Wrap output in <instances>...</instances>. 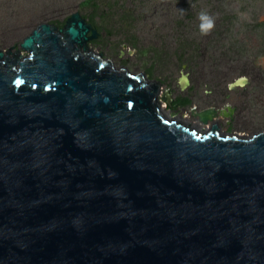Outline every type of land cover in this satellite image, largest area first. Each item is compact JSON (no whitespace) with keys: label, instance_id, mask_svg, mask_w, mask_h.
<instances>
[{"label":"water","instance_id":"1","mask_svg":"<svg viewBox=\"0 0 264 264\" xmlns=\"http://www.w3.org/2000/svg\"><path fill=\"white\" fill-rule=\"evenodd\" d=\"M98 38L74 14L0 51V264H264V132L163 115Z\"/></svg>","mask_w":264,"mask_h":264},{"label":"rangeland","instance_id":"2","mask_svg":"<svg viewBox=\"0 0 264 264\" xmlns=\"http://www.w3.org/2000/svg\"><path fill=\"white\" fill-rule=\"evenodd\" d=\"M87 1L0 0V51L19 49L22 41L40 25L62 29L74 14H80L87 22L95 16L99 38L89 45L91 51L102 56L115 70L129 72L132 76L146 75L149 81L160 83L164 93L173 94L174 99L190 98L194 104L215 90H225L237 79V72H228L231 62H222L221 55L227 50L224 46L228 47L237 38L254 53L262 51L259 49L264 51V43L263 48L260 46L264 28H258L264 24V0H100L99 10L83 6ZM220 9L238 14L233 40L213 33L216 23L225 17L218 14ZM126 10L131 11L128 20L124 19ZM201 12L214 21V28L207 35L200 31ZM185 42H195L197 48L189 46L191 76L188 77L189 87L182 91L181 80L187 74L178 64V50ZM235 65L238 72L244 67L240 66L243 62ZM258 65L264 74V58ZM227 75L230 77L223 81ZM259 85L260 88L255 87ZM247 89L246 94L258 98L251 103L248 116L261 115L257 120L260 125L253 129L246 121L242 122L244 126H231L227 133L241 130L244 132L241 135L250 138L264 132V81L253 82ZM164 98L162 94L163 115L197 124L188 109L174 112Z\"/></svg>","mask_w":264,"mask_h":264},{"label":"flooded vegetation","instance_id":"3","mask_svg":"<svg viewBox=\"0 0 264 264\" xmlns=\"http://www.w3.org/2000/svg\"><path fill=\"white\" fill-rule=\"evenodd\" d=\"M257 69H259L258 73L252 75L244 74L238 75L237 79L232 82L229 86L226 87L225 90L219 91L215 90L214 93H211L209 97L204 98L203 100H199L197 104H194L190 98H175L176 100H189L191 105L183 108L189 110V115L191 119L195 121V123L199 124V118L197 115L205 112L212 111L215 113L214 120L208 124V126H217L223 133L228 134L227 130L233 125L244 126L242 122H250L251 126L256 128L260 123L257 122L258 119H261L262 116L258 114L257 117L248 116L250 112L248 110L252 108L251 103L256 102L258 99L256 97H251L246 94L248 91V87L253 82H262L264 81V74L262 68L257 65ZM182 71L187 75L184 76L181 80L182 83H189L188 77H190L189 67L184 65L182 66ZM230 76L227 75V78H223V81H227ZM221 78V76H220ZM245 82V84L239 85L237 88L232 89V85L235 83ZM256 88H260L259 86H255ZM218 89V88H217ZM256 90V89H255ZM193 110H195V114H193ZM253 115V114H252ZM193 124V123H192ZM244 133L243 131H236L234 134L230 135H240L242 137H246V135H241ZM258 135V134H257Z\"/></svg>","mask_w":264,"mask_h":264},{"label":"trees","instance_id":"4","mask_svg":"<svg viewBox=\"0 0 264 264\" xmlns=\"http://www.w3.org/2000/svg\"><path fill=\"white\" fill-rule=\"evenodd\" d=\"M221 0H218L220 2ZM102 5V2L100 0H89L83 4V6H92L94 9L99 10L100 6ZM111 5V4H110ZM218 14L224 15V19H220L215 26V29L213 30V33L216 36H224L225 38H231L233 40L234 37V28L236 25V22L238 20V14L235 13H227L225 10H218ZM131 15V11L126 10L125 11V17L124 19H129L127 18L128 16ZM95 16H91L90 20L88 21L89 24L93 26L95 29ZM258 28H264V24L258 25ZM263 43H264V37L263 41L261 42L260 46L263 48ZM192 44V45H191ZM194 46L197 48V45L195 42H185L184 44L180 45L179 47V55H178V64L179 66H188L189 67V53L191 52L190 47ZM228 47L224 46L223 48L227 50L221 55L222 56V62H228L230 64L229 66V71L230 73H235L239 75H244V74H250L253 76V74L258 73L259 69L256 68L258 65V62L261 61V59L264 58V51L263 49L260 52L254 53L251 49L248 48L247 45L241 43L237 38L233 40V42L230 43V45H227ZM258 51V50H257ZM243 62L244 66L241 71L238 72L237 65L235 63H241ZM164 102L166 103V99H163ZM191 105V102L189 100H176V102H173V111H177L179 109H183L187 106Z\"/></svg>","mask_w":264,"mask_h":264},{"label":"clouds","instance_id":"5","mask_svg":"<svg viewBox=\"0 0 264 264\" xmlns=\"http://www.w3.org/2000/svg\"><path fill=\"white\" fill-rule=\"evenodd\" d=\"M199 20L201 21V23H200V31H201V33L203 35L209 34V32L214 28L213 19L207 13L201 12L200 15H199ZM162 104H163V102H162ZM174 112H176V111H174Z\"/></svg>","mask_w":264,"mask_h":264},{"label":"built area","instance_id":"6","mask_svg":"<svg viewBox=\"0 0 264 264\" xmlns=\"http://www.w3.org/2000/svg\"><path fill=\"white\" fill-rule=\"evenodd\" d=\"M165 107H166V105H165Z\"/></svg>","mask_w":264,"mask_h":264}]
</instances>
